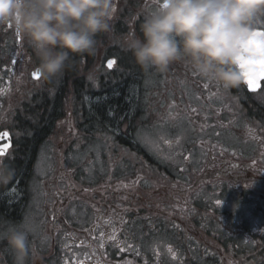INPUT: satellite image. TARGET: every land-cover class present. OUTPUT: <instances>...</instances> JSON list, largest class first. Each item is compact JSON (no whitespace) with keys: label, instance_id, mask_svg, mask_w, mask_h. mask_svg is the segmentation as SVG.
I'll return each instance as SVG.
<instances>
[{"label":"flooded vegetation","instance_id":"1","mask_svg":"<svg viewBox=\"0 0 264 264\" xmlns=\"http://www.w3.org/2000/svg\"><path fill=\"white\" fill-rule=\"evenodd\" d=\"M114 4L97 53L51 80L33 77L27 40L0 26V162L15 170L0 224H33L23 264H264V81L225 90L184 62L145 72L124 42L158 0ZM0 264H17L2 240Z\"/></svg>","mask_w":264,"mask_h":264},{"label":"clouds","instance_id":"2","mask_svg":"<svg viewBox=\"0 0 264 264\" xmlns=\"http://www.w3.org/2000/svg\"><path fill=\"white\" fill-rule=\"evenodd\" d=\"M114 0H0V26L11 24L27 40L45 80L61 75L72 56L95 55L97 36L112 31ZM264 0H158L140 24L142 37L129 33L124 48L145 71L166 73L184 62L223 89L245 81L248 42L264 43ZM259 58V56H257ZM15 170L0 162V185ZM23 264L29 231L12 225L0 236Z\"/></svg>","mask_w":264,"mask_h":264},{"label":"snow or ice","instance_id":"3","mask_svg":"<svg viewBox=\"0 0 264 264\" xmlns=\"http://www.w3.org/2000/svg\"><path fill=\"white\" fill-rule=\"evenodd\" d=\"M248 49L249 51L252 53V55H250L246 60H245V65L247 66V71L245 72V84L248 87V89L255 93L258 90H260L261 88V82L264 81V43L262 42H258L255 40H250L248 42ZM257 56H259V58H257ZM116 65V60L115 59H109L107 61V67L109 69L113 68ZM33 77L37 80L40 79L41 77V73L38 70H35L32 73ZM205 88L208 87L207 84L204 85ZM3 89H0V92H2ZM211 98V97H209ZM176 102L172 101L171 102V106L175 107ZM191 111L193 113H195L197 111V109L192 108ZM203 128V126H202ZM9 134L7 132L0 134V139H3L4 137H7ZM145 143L148 144H153L155 145V141L154 140H150L147 137H145L144 139ZM165 143H168L169 145L172 143L171 141H164ZM178 142V141H177ZM11 145L8 144L5 147H10ZM5 153V149L4 148H0V154H4ZM137 181H133L132 183H136ZM123 187H129V185H122ZM247 187V185H246ZM87 191V190H86ZM216 204L222 205V201L217 200ZM111 221H106V223H110ZM104 234L101 233L100 234V238L101 240H103ZM110 240L115 241L116 240V230L113 229V233L111 236L108 237ZM104 247V243L101 242L99 244V248H103ZM134 251H136V254L139 255V251L133 249ZM169 251L171 252L172 249L171 247H169ZM76 264H84L83 260H77ZM97 264H102V262L100 260H97ZM129 264H131V262H129ZM145 264H147V262H145Z\"/></svg>","mask_w":264,"mask_h":264},{"label":"rangeland","instance_id":"4","mask_svg":"<svg viewBox=\"0 0 264 264\" xmlns=\"http://www.w3.org/2000/svg\"><path fill=\"white\" fill-rule=\"evenodd\" d=\"M4 83L6 84L5 80L1 78V74H0V89H3V91L0 92V119H1V117L3 116V114L5 113V111H4V109L2 108V106H4V100L7 99V98H6V94H5V90H4V88H5V86H6L7 84L4 85ZM48 100H49V99H48ZM51 100H52V98H51ZM49 102H50V101H49ZM21 115H22V114H20V117H21ZM15 119H16V117H15ZM15 122H16V121H15ZM17 124H18V122L14 123V124H12V125H15V126L13 127V129H15V134L17 135L16 137L18 138L19 134L17 133V127H16ZM42 161H43L42 158L39 159V164H38L37 168H39L40 163H41ZM0 186H1V185H0ZM0 226H1V228H0V236H2L3 233H4V232L7 230V228H9V227H8V223H1ZM16 226H23V227L27 228V230H30V229L33 228V224H32V223H27V222H26V223H24V222H20V223H18Z\"/></svg>","mask_w":264,"mask_h":264},{"label":"trees","instance_id":"5","mask_svg":"<svg viewBox=\"0 0 264 264\" xmlns=\"http://www.w3.org/2000/svg\"><path fill=\"white\" fill-rule=\"evenodd\" d=\"M66 70H67V68H66ZM64 93H66L65 91H63V93L62 92H60V93H58V95H57V102H56V104H61V105H64L65 106V94ZM19 117H17L16 119H18ZM29 152H27V154H28ZM22 167V166H21Z\"/></svg>","mask_w":264,"mask_h":264}]
</instances>
